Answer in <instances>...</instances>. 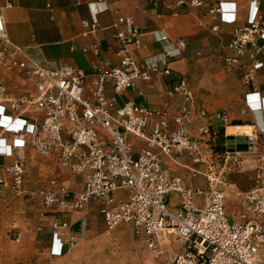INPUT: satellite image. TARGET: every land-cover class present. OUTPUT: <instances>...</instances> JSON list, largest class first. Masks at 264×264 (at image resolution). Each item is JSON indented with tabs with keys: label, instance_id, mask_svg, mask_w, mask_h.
I'll list each match as a JSON object with an SVG mask.
<instances>
[{
	"label": "built area",
	"instance_id": "obj_1",
	"mask_svg": "<svg viewBox=\"0 0 264 264\" xmlns=\"http://www.w3.org/2000/svg\"><path fill=\"white\" fill-rule=\"evenodd\" d=\"M203 3L191 1L193 6ZM211 10L221 13L222 19L227 13L221 4ZM227 22L235 23V16ZM83 25L94 34L92 45L83 51L98 56L102 44L98 20L91 24L84 21ZM110 28L115 29L120 64H103L88 86L89 77L80 68L62 64L50 69L35 62L25 48L9 37L0 9V68L21 72L35 86L34 93L11 98L0 83V115L9 111L12 120L21 121V126L15 128L0 124L12 136V143L2 146L3 154L13 156L7 168L11 182L0 178V183L20 190L27 171L25 151L31 146L42 156H54L61 166L83 178L78 193L65 185L41 190L45 208L71 213L100 201L108 231L129 224L155 252L160 234L173 232L183 244L172 264H264V166L258 170V187L247 194L248 212L232 221L226 212L222 186L229 159L226 155L234 150L229 149V142L235 145L239 136L226 134V126L221 142L205 148L206 140H196L190 134L192 111L186 106L172 120L168 113L134 101L118 106L115 97L107 96L109 90L117 96L134 89L140 81H149L157 69L149 66L143 70L134 56L141 34L131 16H118ZM229 49L231 54L223 58L225 68L232 71L239 67L245 85L255 84L264 66L259 59V52L264 50V21L252 17L246 25L234 26ZM164 73L168 75L170 70ZM173 93L185 103L194 99L183 79ZM32 114L40 116L28 122ZM200 134L209 136L212 132L202 126ZM131 136L143 142L138 150ZM242 137L254 139L253 135ZM204 150H208L209 157ZM182 154L197 164H206V189L190 186L164 165L165 157ZM198 173L193 168V174ZM51 185L57 186L58 182L53 180ZM119 192H124L125 197H117ZM172 192L181 194L176 209L167 201ZM198 196L204 198L203 207L196 203Z\"/></svg>",
	"mask_w": 264,
	"mask_h": 264
},
{
	"label": "crops",
	"instance_id": "obj_2",
	"mask_svg": "<svg viewBox=\"0 0 264 264\" xmlns=\"http://www.w3.org/2000/svg\"><path fill=\"white\" fill-rule=\"evenodd\" d=\"M191 1L0 0V9L9 37L25 48L35 62L50 69L62 64L80 68L89 77L88 86L103 64L119 66L115 29L110 26L118 16H131L141 34L140 45L133 50L134 56L143 70L155 66L157 71L152 73L149 81H140L136 88L120 95L115 96L109 90V98L115 97L118 106L134 101L159 109L168 113L171 120L183 107L190 108V134L196 140H206L205 148L220 143L223 134L203 136L200 134L202 126L222 131L226 126L229 131L243 129L246 136L256 129L264 143V66L258 71L255 84L245 85L239 67L228 71L223 64L224 56L231 54L229 46L234 26H244L252 17L264 21V0H203L200 6L191 5ZM219 4L223 12H227L225 19L221 13L211 10ZM233 16L235 23L227 22ZM94 19L102 29L99 31L102 44L98 56L83 51L94 40L91 28H86L83 22L91 24ZM259 59L264 63V50L259 52ZM166 69L170 74L164 73ZM182 79L194 95L190 103L183 102L173 93V88ZM0 83L11 98L35 92L34 84L19 71L0 68ZM39 116L30 115L28 122ZM14 122L9 111L0 115L2 126ZM130 140L136 150L143 145L134 136ZM11 143L10 133L0 127V178L9 183L11 177L7 168L13 156L3 154L2 146ZM204 152L206 157L210 156L208 150ZM25 153L27 171L20 190L0 183V264L97 262L89 261L92 255L88 242L93 220L108 231L101 214V202L92 201L86 209L71 213L45 208L39 195L41 190H56L65 185L78 193L82 190L83 178L61 166L54 156H42L31 146ZM164 165L190 186L206 189V164H197L192 157L182 154L165 157ZM193 168L199 173L194 175ZM53 180L58 182L57 186L51 185ZM125 195L119 192L117 197ZM196 200L199 207L204 206L202 196ZM167 201L172 209H176L181 194L172 192Z\"/></svg>",
	"mask_w": 264,
	"mask_h": 264
},
{
	"label": "rangeland",
	"instance_id": "obj_3",
	"mask_svg": "<svg viewBox=\"0 0 264 264\" xmlns=\"http://www.w3.org/2000/svg\"><path fill=\"white\" fill-rule=\"evenodd\" d=\"M209 128L212 134H224V129ZM226 156L229 159L225 162L222 186L226 193L225 208L231 220L237 221L241 213L249 210L247 194L259 185L258 170L264 166V143L256 131L253 141H248L245 149H235ZM90 228L88 246L92 256L89 261L101 264H172L173 257L182 249L183 241L169 231L160 234L158 251L155 252L144 238L135 235L129 224H122L108 232L93 220Z\"/></svg>",
	"mask_w": 264,
	"mask_h": 264
},
{
	"label": "water",
	"instance_id": "obj_4",
	"mask_svg": "<svg viewBox=\"0 0 264 264\" xmlns=\"http://www.w3.org/2000/svg\"><path fill=\"white\" fill-rule=\"evenodd\" d=\"M247 144H248V139L246 137L239 136L235 139V145L233 144L232 140L229 142V149L243 150L247 147Z\"/></svg>",
	"mask_w": 264,
	"mask_h": 264
},
{
	"label": "bare ground",
	"instance_id": "obj_5",
	"mask_svg": "<svg viewBox=\"0 0 264 264\" xmlns=\"http://www.w3.org/2000/svg\"><path fill=\"white\" fill-rule=\"evenodd\" d=\"M7 126H10V127H13V128L20 127L21 126V121H15L13 124H7ZM255 132H256V129L249 136H251V135L254 136ZM226 134L231 135V136H233V135H236V136H246L243 129L235 130V131H229L228 128H227L226 129ZM1 149H3V148L1 147Z\"/></svg>",
	"mask_w": 264,
	"mask_h": 264
}]
</instances>
